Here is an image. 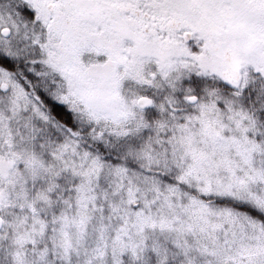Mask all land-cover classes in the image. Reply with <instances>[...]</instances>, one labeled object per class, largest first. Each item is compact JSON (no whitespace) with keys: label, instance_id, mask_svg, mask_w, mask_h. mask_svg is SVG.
Listing matches in <instances>:
<instances>
[{"label":"snow or ice","instance_id":"snow-or-ice-1","mask_svg":"<svg viewBox=\"0 0 264 264\" xmlns=\"http://www.w3.org/2000/svg\"><path fill=\"white\" fill-rule=\"evenodd\" d=\"M0 264H264V0H0Z\"/></svg>","mask_w":264,"mask_h":264}]
</instances>
